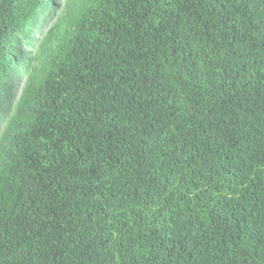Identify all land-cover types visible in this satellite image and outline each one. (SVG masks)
<instances>
[{
  "label": "trees",
  "instance_id": "obj_1",
  "mask_svg": "<svg viewBox=\"0 0 264 264\" xmlns=\"http://www.w3.org/2000/svg\"><path fill=\"white\" fill-rule=\"evenodd\" d=\"M0 264H264V0H0Z\"/></svg>",
  "mask_w": 264,
  "mask_h": 264
}]
</instances>
